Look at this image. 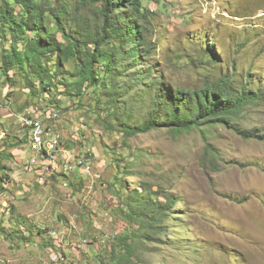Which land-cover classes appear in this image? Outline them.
<instances>
[{"label":"rangeland","instance_id":"rangeland-1","mask_svg":"<svg viewBox=\"0 0 264 264\" xmlns=\"http://www.w3.org/2000/svg\"><path fill=\"white\" fill-rule=\"evenodd\" d=\"M144 5L154 12L149 36L159 45L156 65L169 87L200 88L207 77L237 69V80L250 70L251 89L264 91V0ZM8 37L5 45L0 38V55ZM207 43L216 63L201 54ZM9 75L15 84L0 72V264H264V142L221 125L126 138L102 127L99 103L114 109L107 98L89 90L80 101L58 85L51 91L61 114L48 127L61 134L62 149L37 158L22 140L29 134L17 114L28 102L43 114L49 95L29 98L30 79L19 70ZM255 125L264 132V101L239 123ZM80 160L88 167L77 169ZM141 183L153 199L177 198L171 220L160 219L151 231L136 214L137 221L127 216L130 192ZM131 243L136 254L121 263Z\"/></svg>","mask_w":264,"mask_h":264},{"label":"trees","instance_id":"trees-1","mask_svg":"<svg viewBox=\"0 0 264 264\" xmlns=\"http://www.w3.org/2000/svg\"><path fill=\"white\" fill-rule=\"evenodd\" d=\"M145 1L149 0H0V38L5 45L10 33L12 41L9 46L2 45L0 72L13 84L10 71L19 70L20 77L30 79L29 98L49 95V100L41 101L45 111L40 120L51 134L46 140L58 137L51 153L46 148L41 152L30 148L32 129L20 123L29 134V140H22L28 142L37 158L62 149L61 134L48 127L61 114V106L57 105L60 102L51 91L58 85L65 88L68 97H78L80 101L89 90L99 99L107 98L114 109L106 110L99 103V109L106 114L102 127L108 132L117 130L126 138L163 128L180 135L204 126L221 125L245 139L264 142V132L256 125L249 129L239 126L264 101L262 87L251 89L250 70L238 80L237 69L223 72L214 80L207 77L202 87L194 89L171 88L163 82L156 65L159 45L149 36L155 29L152 10L144 5ZM201 54L207 62H217L212 58L213 44L207 43ZM53 75L58 77L57 83H53ZM59 91L62 95L63 91ZM27 104L20 114H28L31 105ZM49 110L53 113L51 118L47 117ZM69 175L65 173L64 177L69 179ZM5 180L1 178V182ZM134 190L130 192L133 206L142 204L146 209L136 210L132 206L133 211L127 216L136 214L141 227L148 231L160 219L171 220L177 198L167 195L166 201L153 199L152 192L146 195L145 183ZM145 190L141 198L139 194ZM165 228L161 226L163 234ZM148 231L144 229L141 234L145 237ZM135 252L134 244H126L120 262H128Z\"/></svg>","mask_w":264,"mask_h":264},{"label":"built area","instance_id":"built-area-1","mask_svg":"<svg viewBox=\"0 0 264 264\" xmlns=\"http://www.w3.org/2000/svg\"><path fill=\"white\" fill-rule=\"evenodd\" d=\"M0 111H1V105H0ZM48 113L49 112H47V114ZM40 115L37 116L36 113L30 110L28 114L23 113L17 115V119L18 122L21 123L23 126L32 129L30 148H32L36 152H41L44 148H46L51 153L56 148L55 146L58 143V137L55 136L51 140H46L51 134L49 130H45L43 128L42 121L40 120ZM53 116L56 117L57 115H53ZM29 164H33V162L30 161ZM85 164H87V162L80 160L78 162L77 167L79 166L84 167ZM86 167H88V164ZM70 170H73V167L68 169V171ZM65 185L66 187H68L67 183H65Z\"/></svg>","mask_w":264,"mask_h":264}]
</instances>
